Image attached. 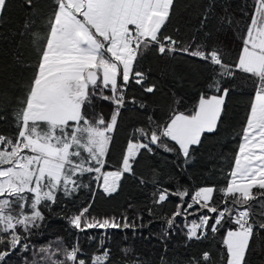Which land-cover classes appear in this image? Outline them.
Wrapping results in <instances>:
<instances>
[{
	"label": "snow or ice",
	"instance_id": "snow-or-ice-1",
	"mask_svg": "<svg viewBox=\"0 0 264 264\" xmlns=\"http://www.w3.org/2000/svg\"><path fill=\"white\" fill-rule=\"evenodd\" d=\"M37 3L24 0L34 18L25 20L20 35L30 36L38 60L23 95L14 103L0 99V121L7 119L11 108L17 129L14 134L0 133V264L14 260L17 264H149L131 247H120L119 258L111 247L115 231L135 234L144 227L138 223L143 217H130L127 212L94 215L96 192L83 178L87 174L110 197L119 191L126 174L145 183L134 168L141 150L175 153L183 158L181 167L187 166L202 137L218 134L224 127L227 101L236 87L230 82L239 78L238 73L245 85H252V98L243 123L234 130L232 138L239 141L228 159V171L221 169L218 179L223 183L205 184L191 192L183 186L157 187L152 204L160 206L169 197L179 200L163 217L162 242L181 222L187 241L216 234L230 223L234 227L226 229L223 239L224 264H250L257 248L264 255V247L256 245L264 232V0H245L247 11L241 19L228 12L226 4L206 0L188 42L164 34L177 0H52L43 32L33 29L40 18ZM9 4L10 0H0V17ZM229 33L238 36L241 44L231 62L221 39ZM149 54L164 60L185 54L203 62L208 71L206 91L191 110L173 107L167 119L148 115L129 139L119 167L107 169L122 111L128 104L146 107L128 96L129 89L135 85L149 94L157 90L143 68ZM22 56L16 57L17 63L32 68ZM105 105L110 106L107 115ZM81 189L91 190L92 197L66 219L70 228L96 242L91 255L78 238L71 246L64 245L61 237L34 243L33 237L46 226L45 212H51L61 196L72 198ZM146 211L153 215V208ZM189 216L195 218L189 221ZM89 230L100 231L99 237ZM201 262L214 264L211 253L187 260V264ZM159 264H168L165 255L159 257Z\"/></svg>",
	"mask_w": 264,
	"mask_h": 264
},
{
	"label": "trees",
	"instance_id": "trees-1",
	"mask_svg": "<svg viewBox=\"0 0 264 264\" xmlns=\"http://www.w3.org/2000/svg\"><path fill=\"white\" fill-rule=\"evenodd\" d=\"M205 2L206 0H177L175 16L167 25L164 34L188 42L199 25L200 13ZM218 3L226 4L228 12L232 13L236 19H241L247 11L245 0H218ZM52 9V0H38L37 11L40 18L36 19L33 25L34 30L45 31V18ZM30 18L34 17L32 11L24 5V0H10L7 13L0 17V94H2L0 99L4 102L11 99L14 103L16 97L23 95L24 87L29 82L38 60L30 43V36L20 35L25 20ZM177 29L179 31H176ZM221 39L227 46V60L231 62L240 51L239 38L238 36L232 38L229 33L228 37ZM21 53L24 63L33 65L32 68L17 63L16 57ZM188 57L190 56L179 54L175 58L164 60L155 54L147 56L143 68L149 73V82L157 85V90L149 94L143 92L139 86L134 85L129 89L128 96H135L146 107L140 109L128 104L127 108L122 111L117 131L114 134V144L110 147L107 157V169L119 167L121 156L129 139L133 138L137 127L144 126L148 115L154 114L156 117L167 119L173 107H178L181 111L191 110L196 103L186 96H193L198 90L199 95L206 91L205 80L208 71L206 68L204 70L200 68L198 59L191 57L194 60L192 63L193 61L190 62ZM238 77L234 82H230L236 87L227 101L228 116L224 127L218 134H211L209 141L195 152L201 160L200 164H195L193 159L187 166L181 167L183 158H178L175 153H168L163 149H157L154 153L141 150L134 168L136 177H142L145 183L141 184L137 178L126 174L120 181L119 191L110 197L104 195L102 190L96 187L95 182L90 181L87 174L83 178V183L91 182L92 189L96 192L95 202L91 208L94 215L120 216L121 213L127 212L130 217L137 214L143 217V220L138 223H143L144 227H138L135 234L131 230L115 231L111 247L117 258L121 255L119 248L127 246L141 257L146 258L149 264H159L161 255L166 256L168 264H187L189 258L195 257L199 260L204 252L211 253L214 264H224L223 239L226 229L234 225L225 223V227L216 234L209 233L204 239L187 241L183 232L184 225L181 222L179 229L170 231L168 239L162 242L165 227L163 217L171 214L179 200L177 197H169L168 201L156 206L152 204V193L157 187L175 190L177 186H183L191 192L205 184L223 183V180L218 179L222 175L221 169L228 171L230 167L228 159L236 151L239 141L238 137L232 138L235 134L234 130H237L243 123L252 98V85L244 84L242 74L238 73ZM177 100L178 105L174 104ZM109 109L110 106L105 105V115ZM8 112L7 119L0 121V133L14 134L17 129L13 126L11 108ZM201 148L203 151L199 152ZM91 197L92 191L89 189H81L72 198L61 196L59 203L52 206L51 212H45L46 226L41 229L42 234L33 237V242L37 245L46 244L61 237L64 245L71 246L78 238L81 247L91 255L96 242L87 241L84 234H79L70 228L66 219L67 216L76 212L78 207L88 203ZM216 200H220L219 195L216 196ZM129 205L133 207L129 208ZM149 207L153 208L152 216H149L146 211ZM194 218L189 216L188 220L191 221ZM89 231L97 237L100 235V231ZM164 243L167 244V252H164ZM256 245L264 247V232L259 234ZM249 259L250 264H264V255L260 254L259 248ZM13 264L17 262L14 260Z\"/></svg>",
	"mask_w": 264,
	"mask_h": 264
},
{
	"label": "crops",
	"instance_id": "crops-1",
	"mask_svg": "<svg viewBox=\"0 0 264 264\" xmlns=\"http://www.w3.org/2000/svg\"><path fill=\"white\" fill-rule=\"evenodd\" d=\"M188 60H190V62L191 61H193L192 63H194V60L191 58V57H188ZM204 70V69H203ZM187 98H189V100L190 101H193V102H195V103H197L198 102V100H199V90L198 91H196V92H194V94H193V96H186ZM206 137V142L207 141H209V139H210V137H211V134H205L203 137H202V143H201V145L204 143V138ZM201 145H199V146H194V151H193V155H195V152L197 151V149L198 148H200V146ZM196 148V149H195ZM155 182H157V181H155ZM158 183V182H157ZM160 185H162V186H164L163 184H160Z\"/></svg>",
	"mask_w": 264,
	"mask_h": 264
},
{
	"label": "rangeland",
	"instance_id": "rangeland-1",
	"mask_svg": "<svg viewBox=\"0 0 264 264\" xmlns=\"http://www.w3.org/2000/svg\"><path fill=\"white\" fill-rule=\"evenodd\" d=\"M195 60H196V59H195ZM198 63H199V65H200V68H201V69H205V65H204L203 62L198 61ZM205 142H206V137L204 138V143H203V144H205ZM203 144H202L201 146H203ZM195 149H196V148H195ZM201 151H203L202 148L199 150V152H201ZM193 156H194V163H195V164H200V163H201V160H199V156H198V155H193Z\"/></svg>",
	"mask_w": 264,
	"mask_h": 264
}]
</instances>
